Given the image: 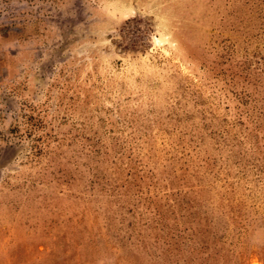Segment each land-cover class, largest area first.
Instances as JSON below:
<instances>
[{
    "label": "rangeland",
    "instance_id": "rangeland-1",
    "mask_svg": "<svg viewBox=\"0 0 264 264\" xmlns=\"http://www.w3.org/2000/svg\"><path fill=\"white\" fill-rule=\"evenodd\" d=\"M0 264H264V0H0Z\"/></svg>",
    "mask_w": 264,
    "mask_h": 264
}]
</instances>
